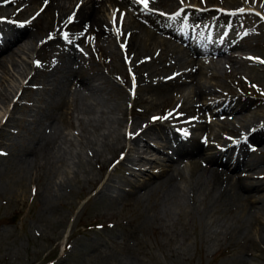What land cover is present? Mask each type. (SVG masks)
Returning a JSON list of instances; mask_svg holds the SVG:
<instances>
[{"label":"rangeland","instance_id":"obj_1","mask_svg":"<svg viewBox=\"0 0 264 264\" xmlns=\"http://www.w3.org/2000/svg\"><path fill=\"white\" fill-rule=\"evenodd\" d=\"M28 1L23 5L22 1L10 5L11 9L6 3L0 4V22L25 26L23 21H11L7 17L18 12L28 16L39 3L28 4ZM75 1H60L58 10L64 14L70 12ZM190 1L195 3L196 0ZM199 1L197 4L200 5ZM205 1L204 5L212 4L213 10L219 9L218 12L230 8L228 0ZM261 2L253 0L250 5L258 20L255 17L240 20L247 26L254 24L253 32H245L248 48L241 50L264 61V8ZM106 5L111 9L113 3ZM53 10L52 16L50 13L47 19L40 18L36 27L28 26L29 33L34 36L32 40L22 36L0 53L7 52L9 56L8 60L5 59V69L0 71V264H264V205L263 211L255 215L253 211H257L259 204L241 211L239 203L229 202L223 206L214 196L207 197L200 185L204 183L200 175L193 179L199 183L197 188L191 183L193 163L185 155L179 157L178 166L187 177L186 181L173 185L161 183L157 187L151 186L150 182L136 191L129 186L130 182L140 184L143 180L147 182L146 178L151 180V173L163 167L156 166L157 163L152 166L143 164L148 157H157L163 162L155 151L143 152L148 151L146 141L161 149V141L153 137L159 133H151L152 130L165 127L168 131L161 133L174 136L172 132L184 130L180 128L182 124L189 126L184 119L196 115L193 108H200V105L195 102L198 104L202 99L194 98L190 93L191 82L186 81L178 92L172 94L178 98L177 94L183 90L176 103L171 101L163 103L165 106H156L161 93L149 92L145 86L149 83L138 82L136 69L140 62H149L152 55L149 49L157 53L158 47L149 45L147 39V51L119 53L113 37L94 38L85 28L73 31L77 34L73 42L68 35L50 39L46 35L50 32L45 33V29L59 13L56 8ZM104 13L107 16L106 11ZM99 15L104 21L102 10ZM240 21L236 22L237 27L244 26ZM150 27L146 29L151 30ZM62 33L58 31L59 36ZM170 43L175 42L171 40ZM118 44L124 45V42L119 40ZM68 45L72 46L68 48ZM69 49L70 52L63 54V50ZM74 54L75 63L67 66L71 61L66 59L73 58ZM58 56L59 60L63 59L60 62L63 67L50 70ZM231 58L230 62L214 61L212 67L209 65L216 80H199L203 88L206 86L207 90L214 91L206 95L209 99L205 100L221 102L217 92L221 90H226L230 99L237 96L236 99L253 100L244 113L247 121L257 123L253 132H264V101L258 97H264V63L251 56L256 62L252 67V62L248 64L232 55ZM125 59L127 64H124ZM240 60L244 62L238 63ZM169 62L179 66L177 58L169 59L167 65ZM186 66L182 62L180 67ZM158 67L159 64L153 66L156 71ZM74 70L82 72L88 88H82L81 81L73 77ZM170 72L169 69L158 72V81L166 80ZM155 82L157 80L152 79V83ZM184 85L189 88L184 90ZM260 88L262 93H258ZM179 104L183 109H176ZM50 113L55 119L48 121L46 116ZM166 116L167 119H152ZM219 116L213 122L204 117L198 119L195 126H209L205 123H210L213 131L221 130L217 135L209 134L212 139H200V143L196 139L193 141L202 147L211 143L216 145L211 150L218 151L219 148L225 149L228 141L236 146L245 140V134L230 133L231 137H225L226 128L218 122ZM228 121L226 127L240 124L237 119ZM143 126L148 132L142 129ZM134 130L140 131L137 137L124 136L125 132L131 134ZM193 134L197 135V132L188 131L189 136ZM263 136L254 143L245 140L248 145L245 144L243 158L235 154L230 158L232 153L222 156L230 167L235 158L240 160L238 167L229 172L231 176L243 179L248 175L251 181H255L260 175L264 180ZM222 142L225 145H221ZM256 145L255 152H249L250 147ZM236 149L232 151L237 152ZM248 154L256 160L249 159L259 162L257 168L246 170L242 167ZM172 155L175 157L174 153ZM201 162L198 164L204 166ZM148 168L149 171H142ZM168 168L164 167L162 172ZM257 169L263 173H258ZM189 184L192 185L188 187L191 191L186 186ZM255 216L258 222L254 224Z\"/></svg>","mask_w":264,"mask_h":264},{"label":"bare ground","instance_id":"obj_2","mask_svg":"<svg viewBox=\"0 0 264 264\" xmlns=\"http://www.w3.org/2000/svg\"><path fill=\"white\" fill-rule=\"evenodd\" d=\"M20 1H22V5L26 2V0H0V4L4 5V3H6L8 5H16ZM60 1H66V2L68 1L70 3V0H30V1H28V4H33V2H35V4H36V3L40 2V4H39V6H40L41 4H44L45 2L47 3L44 7V10L40 13V15L38 17H34L32 19H29L28 16L23 15L21 12L13 13L12 15H9L7 17V19H9L11 21L14 19L24 20V21H26L25 26H21V25L15 26L11 22H0V23H3L0 25V33H1L0 53L3 50H5L6 48H10L9 45L12 42H14L15 40H17L18 38H21L22 36H28L27 38H31V40H32L34 38V36H33V34L29 33V30L27 29V28H29L28 26L36 27V24H38V21L40 20V18L44 17L47 19L49 17L50 13L52 16V11L54 12L53 9L56 8L58 10L60 8L58 6ZM103 1L104 0H85L82 4L79 5V7L75 13V16H74L75 20L72 23L73 26L72 27L69 26L67 28H70V30H76L77 28H83V29L85 28L89 32L92 33L94 38H102L104 36H108L109 35L108 28L104 26V24L101 22L102 19L99 17L100 15H98V13H99V11H100L103 3H104ZM105 1H115V0H105ZM157 1L160 3L164 2V1H168L169 6H172L174 4L173 0H157ZM228 1H230V3H228V4H230V6H229L230 7L229 10L231 11L230 18H231V21L233 23H236V21H240L243 18H246L248 20V19H251V18L256 16L255 14H254L255 16L253 14H252L253 15L252 16L251 14H248L246 12H237L239 5L244 4V3L250 4L251 2H253V0H228ZM261 1H262L261 6L264 8V0H261ZM219 2H221V1H219ZM219 2L217 4H219ZM222 2H224V4H225V1H222ZM71 3H73V2H71ZM199 3H200V5L197 4V0H196L195 6L197 9H203L202 12L198 11L196 8L195 9L190 8L189 10H187V12L189 13L190 18L202 19L203 22L205 23L209 19L210 20L212 19V12L211 11H213V10L207 8L208 6L204 5L202 0H200ZM263 10L264 9H262V11ZM58 11H59V13L56 16V21H57V18L63 14L62 11H60V10H58ZM222 20H223V17L221 15H217L212 21L220 22ZM247 20H245V21H247ZM255 20H258V18L255 17ZM252 21H253V19H252ZM142 22H144V23L142 24ZM240 22H242V21H240ZM140 23L137 24L136 22H133V21L132 22L131 21L125 22L126 29H128V31H129L128 37L126 38L127 42H126L125 50L127 51V53L128 52L131 53L132 51H135V53H137L138 51L144 52V51L148 50V46H147L148 44L149 45H155V47L159 48V52H161V53H159V52L155 53V52H152L151 49H149V52L152 54L150 57L151 60L149 61L150 63L146 62V61H145V63L140 62V66H138L136 69V73H137L136 77L138 78V82L142 81L145 83H149V84L145 85L146 88H148L149 92H151L153 90L157 93H159V92L161 93L159 95V99H158L159 104H157L156 106H160L161 104L166 103V102L169 103L171 101H174L176 99V97H174L172 94L178 92L182 88L181 86H183V84L186 81H190L192 84V88L189 90L191 91L190 93L193 94L194 98L197 97V98L202 99L200 102L198 101V104L195 102L196 105H198V106L200 105V108H193L194 114H196L198 116L196 117V115H195V116H193V119L190 120L191 129L195 128L197 130V135H194V134L190 135L186 140V142L188 141V143L186 145L185 144H179L178 146L176 145V148H175V151L177 152L178 155L185 154L188 158H190V162L192 161V163H193V170H192V174H191L192 180H190L191 183L195 184V187L197 188L199 186V183L197 180H193V179H195L198 175H200L199 177L202 180H204V183L203 184L200 183V185L203 187L204 191H206L207 197H210V196L213 197L214 196L213 198H215L216 201H219L221 203V205H223V206H224V204H228L229 202L234 203V204L239 203V204H241V211L248 210L252 207H256L255 204H259L261 206L259 208H257V211H253V213L254 214L260 213L261 211H263V205H264V192H262V193L260 192L261 190H264V180L262 181L261 177L259 178V177L255 176L258 179H256L255 181H251L249 178L250 176H248V177H246V179L249 178V180L246 181L244 178L242 179V178H239L238 176H234V175L231 176L229 174V172H228L229 170L227 168L229 166V165H227L228 161L223 162L221 160L222 156H224L225 151L226 152L228 151V148H226L225 151L223 149L219 148V150L217 151V150H211V149L215 148L214 145H212V144H210V145L207 144L205 147H202V145H199V143H200L198 141L199 139L209 138V133L212 134V136H213L214 134L217 135L218 132H211L210 125L209 126L198 125L197 127L192 125V123L196 122L198 119H200L202 117V115H203L202 113L204 111L210 116L216 115L219 112H222V113L227 112L228 115L223 116L219 121L221 124H223V126L221 125V127L226 128L225 137H231L232 136L231 134L239 135L241 133H248L249 132L248 138L250 140H253V141L261 140L262 136L264 135V132L263 131H261V132L254 131L253 132V130L251 131V129H255L257 127V123H256V121H247L248 118H247L246 114L244 113L245 109L247 107L251 106L253 100L251 101V100H248V99L242 98V97H239L238 99H236L237 96H235V95H232V97H234V96L235 97L233 99H230V96L225 94L226 90H221V91H217L219 93L221 102H219V100L213 101L212 103H210V101H206L208 98L206 99L205 94H211L214 91L212 89L207 90L206 86L203 88L201 86L203 84L199 80L205 79V78H209L210 80L214 79L215 76L213 74L209 75V68H208V66H205V65H209V63H211L214 58L213 59L210 58V59H212V60H210V59H206L204 57H198L200 54H203L204 52L198 50L196 47H189L188 46V51H189V54L191 55L190 61H188L185 59L183 50L180 48L179 45H177L176 43H175L176 45L171 44L170 43L171 40L169 42V41H167V39H165V37L159 35V32H161V31H163V33H172L173 32L172 29L161 27L159 22H157L155 20H151V19H147L146 21L142 20V21H140ZM256 24H258V23H256ZM51 25H52V23H51ZM51 25L48 23L47 28L45 29V33L46 32L51 33L54 30V29H51V28H53V26H51ZM148 26H151L152 29L151 30L146 29V27H148ZM252 26H254V24H251V26L250 25L247 26L245 24L243 28L247 29L251 33L254 31L252 29ZM262 26H261V28H262ZM256 34H258V33H256ZM122 36H123V33H122ZM82 38H83V36H82ZM107 39H108V37H107ZM147 39H148V42H147L148 44L146 43ZM245 42H246V39L243 38L242 44ZM186 45H188V43ZM20 47L21 46H19V48ZM250 47H252V46H250ZM19 48H16V49H19ZM247 48H248V46H247ZM21 49L23 50L24 48H21ZM12 53H15V52L12 51ZM75 55L76 54L73 55V58L75 57ZM7 56H8L7 52L0 54V69H1L0 71L5 69L4 68L5 67V59L8 60V57H9V56L8 57ZM12 56H10V57H12ZM215 57H216V55H215ZM70 58L71 57L69 56L68 59H66V61L68 62L70 60ZM174 58H177V60L179 61V66H177L176 63H172V62H169V64L167 65V61L169 59L173 60ZM76 60H77V58H76ZM182 62L187 64V66L186 67H180L182 65ZM154 64H159L160 68L158 67L159 68L158 71L154 70V68H153ZM58 66L60 67V66H62V64L59 62V64H55L52 67V69H50V70H54V69L56 70V68ZM167 69H169V71L174 72V75L169 77V78H166V80H164L162 82L158 81V79H157L159 76V75L157 76V74H159L158 72H160V71L165 72V70H167ZM211 71H213V70H211ZM82 76H84V75L82 74L81 71H79V70L73 71V77H75L76 79L81 81L82 88H84V86H86V88H88L87 83L85 82L86 80L84 81V79H82ZM152 79L157 80V82L152 83ZM90 87H92V86H90ZM92 88H94V87H92ZM188 88L189 87L186 85H184V87H183L184 90L188 89ZM250 99H252V98H250ZM6 100H7V98H6ZM212 100H214V99H212ZM232 102H233V105H230V103H232ZM149 103H151V102H149ZM186 104H188V103H186ZM163 105L165 106V104H163ZM219 105H221L222 107H219ZM56 106L57 105H55L53 108H55ZM215 106H217L218 109ZM152 108H153V106H152ZM187 108H188V106H187ZM176 109L181 110V109H183V107H182V105L181 106L179 105ZM233 112H236V115H235V113L233 114ZM152 115L154 116V114H151L150 116H152ZM50 116H51V113L46 116V120L50 121V119H52V120L55 119L54 117L51 118ZM225 118L228 120H230L231 118L234 120L237 119L240 124L237 127H232L230 125H228L226 127L227 122H229V121L226 120ZM56 120H57V118H56ZM53 122H55V121H53ZM182 127H183V129H186L187 131L190 132L189 127L184 126L183 124H182ZM146 128L147 127H144L142 129L145 130ZM150 129H152V128H150ZM143 130H141V132ZM145 131H147V130H145ZM167 131H168L167 128L165 130V127H162V129L154 128V130H152L151 133H155V134L159 133L158 135H156V136L154 135L153 137L162 140L167 145H171V143L168 141V134L167 133H161V132H167ZM145 135L147 136L146 133H145ZM193 137H196V141H198L199 143L194 142L195 140L193 141ZM170 138H173V136H170ZM144 139H145V137H144ZM135 140H136V138H135ZM221 145H225V142H222ZM148 146H149L148 147V152H149V150L153 149V148L150 145H148ZM211 146H213V147L211 148ZM240 150H241V153H243L242 152L243 150L242 149H240ZM241 155H243V154H241ZM165 157L167 159V156H165ZM199 159L202 160V162H205L206 165L200 166L198 164V161H200ZM177 160L178 159L176 156H175V158L167 159V161L169 163L166 164V167H169V168L166 169L165 172H161L160 175H157L156 181H152V183H155V184L154 185L152 184L151 186L157 187L161 183L173 185V184H178L179 182H182L181 180H184V176L181 175L178 171L174 175H172V172L175 171L174 165L176 164ZM238 165H239V160L235 161V164L232 166V168H230V170H232L233 168H237ZM258 165H259V162L254 161V159H249L245 162V164L242 167H246V169H255L258 167ZM217 166H221L220 169L217 168ZM257 172H258V169H257ZM258 173H260V172H258ZM262 173H260V174H262ZM233 176L235 177V179L233 178ZM130 183H131V185L129 184V186L131 187V189L133 191H136V190L141 189V187H144V185H146L148 183V181L147 182L143 181L140 184H137V183L134 184L133 182H130ZM177 187L180 188L179 185ZM256 218H258V217L255 216V218H253L254 224L256 222H258V220ZM254 246H256V245H253V247Z\"/></svg>","mask_w":264,"mask_h":264},{"label":"snow or ice","instance_id":"obj_3","mask_svg":"<svg viewBox=\"0 0 264 264\" xmlns=\"http://www.w3.org/2000/svg\"><path fill=\"white\" fill-rule=\"evenodd\" d=\"M151 2V0H134V3L138 4V5H142L145 9H148L149 7V3ZM203 2V0H202ZM161 15H164L163 13H161ZM177 16L180 15V13H176ZM114 21H115V15H114ZM51 39V37H49ZM251 59V58H250ZM261 63H264V61H260ZM133 87L135 88V80L133 78ZM170 115V114H169ZM153 121L158 120V119H167L166 117L160 118V117H153L152 118ZM131 135V134H130ZM186 135V134H185ZM123 158V157H121Z\"/></svg>","mask_w":264,"mask_h":264}]
</instances>
